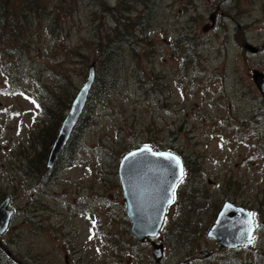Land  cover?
Listing matches in <instances>:
<instances>
[{
	"label": "rangeland",
	"instance_id": "374dc122",
	"mask_svg": "<svg viewBox=\"0 0 264 264\" xmlns=\"http://www.w3.org/2000/svg\"><path fill=\"white\" fill-rule=\"evenodd\" d=\"M101 1H124L127 25L143 29L113 44L108 86L43 182L45 112L57 111L53 96L76 93L110 42ZM37 3L43 12L24 26L0 25V201L14 210L0 264H154L150 241L130 232L118 177L120 158L141 145L194 159L151 238L164 245L161 264H264V115L252 80L264 73V0ZM225 200L256 214L253 244L228 250L207 236Z\"/></svg>",
	"mask_w": 264,
	"mask_h": 264
},
{
	"label": "water",
	"instance_id": "95a60500",
	"mask_svg": "<svg viewBox=\"0 0 264 264\" xmlns=\"http://www.w3.org/2000/svg\"><path fill=\"white\" fill-rule=\"evenodd\" d=\"M213 22V17H211ZM251 52L257 49L250 44L246 45ZM95 62L92 61L87 67L86 79L72 98L69 109L61 121L57 134L50 146L46 158V166L52 169L65 148L71 134L77 124L86 105L90 89L95 77ZM252 80L258 89L262 105L264 107V73L253 69ZM85 86H87L85 92ZM148 146L153 152H162L179 157L174 152L167 150H155L149 145H141L126 152L118 165V177L122 188V200L126 216L130 220V232L135 239L142 243L150 241L151 254L154 264H161L163 244L152 241L163 224V220L169 204L165 201L171 195L170 188L178 183V169L172 163L162 157L143 153L141 149ZM131 153H139L131 157ZM180 163L183 167L181 158ZM10 199L5 197L0 201V234H3L11 222L14 210L9 208ZM250 211L242 206L225 201L216 218L207 231V236L216 240V244L222 247H237L245 245V233L247 213ZM206 255L205 252H202ZM178 264H187L181 261Z\"/></svg>",
	"mask_w": 264,
	"mask_h": 264
},
{
	"label": "trees",
	"instance_id": "16d2710c",
	"mask_svg": "<svg viewBox=\"0 0 264 264\" xmlns=\"http://www.w3.org/2000/svg\"><path fill=\"white\" fill-rule=\"evenodd\" d=\"M123 4H124V1H121V2L118 1L114 5H110V4L104 5V2H102V1L99 2V6L101 8H104V10H106L107 12H109L110 15H112V18L114 20V27L112 28L111 32H109V31L106 32L105 37L110 42H107L105 45V49L102 50L101 59H99L97 62H95V65H96V67H95V79H94V83L91 87V90L89 92L87 103H86V105L83 109V112H82V114H81V116H80V118H79V120L75 126V129L73 130L72 135H71L70 139L68 140L65 148L63 149L59 159L62 158L65 150L69 148L70 143H71V139L73 138L72 136L75 135L77 128L80 127L81 123L83 124V122L87 118L88 111L91 110V109L88 110V102L92 99V97H94L98 92H100V90H105V88L108 86L107 85L108 82L105 80L104 72H105L106 68L108 66H110L112 63V61L110 60V57L116 53V52H114V45L113 44H116V41H124L127 43H132L131 37L133 35H134V37H137V36H139V34H141V32L135 33V34H134V32H132L135 30L136 26L140 27V29H143L142 23L139 19H137L135 21V23L132 24L131 27H129L127 25L129 23V20H125L127 18L125 17V15H122V12H121V8H122ZM40 6H42V5L37 3V0H0V25L2 26L5 21H10L14 24V27L24 26L25 22H29L32 19L33 13L37 16L43 12L42 10L39 11L36 9V7H40ZM11 29H12V32H14V34H15L13 27ZM131 32H132V34H131ZM143 32H145V31L143 30ZM128 34H130V35H128ZM181 38H183V39L181 40ZM179 40L181 41L182 44H186V49L188 52H189L190 48L194 47L192 44V39L188 36L184 37L183 35H180ZM193 53L195 54V51ZM74 94L71 95V93H70L69 95H66L64 97V99H60L57 96H53V98L56 97V99H54V101L58 105V109H57V111H55V106L54 107L52 106L53 108L51 107V108L47 109V112H45L46 114L48 113V116H49L48 120L51 122V125H52V131H51L50 136H49V144H47V146H49V145L51 146V144H52V142H53V140L57 134L59 125H60L61 121L63 120L64 114H65L64 112H66V110H68L70 102H71ZM47 98H49V97H47ZM40 107L42 109V106H40ZM260 114L264 115V108L263 107H262V112ZM53 117H54V121L56 124H54V122L52 120ZM171 149L181 155V157L183 158L184 163H185V168L189 169L188 165H191V163L194 162V159H189L190 157H187L188 156L187 154H181L180 152H178L176 150V148H171ZM48 151H49V147H47L43 153H40V154L38 153V158H39L38 161L39 160L40 161L38 163H36V165H35L36 166L35 173L37 170L39 171L43 182L46 179L50 178V176H49L50 170L46 168V164H45V160H46ZM187 169H186V172H187ZM35 173H33V174H35ZM188 184H189V188H192V183H188Z\"/></svg>",
	"mask_w": 264,
	"mask_h": 264
},
{
	"label": "snow or ice",
	"instance_id": "6c2138e0",
	"mask_svg": "<svg viewBox=\"0 0 264 264\" xmlns=\"http://www.w3.org/2000/svg\"><path fill=\"white\" fill-rule=\"evenodd\" d=\"M5 83H7V81H5ZM87 86H85V92H86ZM6 94H12L15 95L16 93H6ZM20 95H23V93H20ZM26 99H30L28 97H25ZM33 104H36V102L33 100L32 101ZM36 107L38 108L39 105L36 104ZM16 115H19V113H17ZM141 152L143 153H150L152 156L155 157H162L168 161H170L172 163V166L175 169H178V180L180 183L183 182V175H184V169L181 166L180 163V159L179 157H176L174 155L171 154H167V153H162V152H153L152 149L148 146H145L143 149H141ZM139 155V153H131L130 156L131 157H135ZM176 184H174L171 188V195L167 198V200L165 201L166 204H171L175 201L176 195H175V189H176ZM255 213L249 212L247 213V220H246V224H247V228L245 233H243L242 235L246 236V243H245V247H247L248 245H251L254 243L256 237L253 235V232L255 230L256 227H258V225L254 224V220H255ZM93 227H95V221L93 220ZM91 231V230H90ZM92 236H89V239H92ZM97 251H99V249H97Z\"/></svg>",
	"mask_w": 264,
	"mask_h": 264
},
{
	"label": "flooded vegetation",
	"instance_id": "af4514ba",
	"mask_svg": "<svg viewBox=\"0 0 264 264\" xmlns=\"http://www.w3.org/2000/svg\"><path fill=\"white\" fill-rule=\"evenodd\" d=\"M182 162H183L184 171H186L187 168H185V163H184L183 158H182ZM55 167H56V166H55ZM239 247H241V246H239ZM222 248H226V249H228V250H233V249H236V248H238V247H222ZM205 253H206V252H205ZM204 256H207V253H206V255H204Z\"/></svg>",
	"mask_w": 264,
	"mask_h": 264
},
{
	"label": "bare ground",
	"instance_id": "6f19581e",
	"mask_svg": "<svg viewBox=\"0 0 264 264\" xmlns=\"http://www.w3.org/2000/svg\"><path fill=\"white\" fill-rule=\"evenodd\" d=\"M86 79V78H85ZM94 79H95V77H94ZM93 83H94V81H93ZM93 85V84H92Z\"/></svg>",
	"mask_w": 264,
	"mask_h": 264
}]
</instances>
